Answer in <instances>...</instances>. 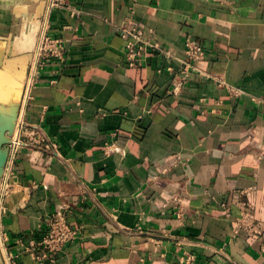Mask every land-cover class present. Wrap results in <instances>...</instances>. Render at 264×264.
<instances>
[{"label":"crops","instance_id":"0c3cea01","mask_svg":"<svg viewBox=\"0 0 264 264\" xmlns=\"http://www.w3.org/2000/svg\"><path fill=\"white\" fill-rule=\"evenodd\" d=\"M0 11V141L40 37L65 50L26 89L0 182V264H264V0H0ZM126 19L173 56L199 41L203 58L178 87L176 58L127 65ZM55 212L75 234L39 261L30 241Z\"/></svg>","mask_w":264,"mask_h":264},{"label":"built area","instance_id":"2783aa9c","mask_svg":"<svg viewBox=\"0 0 264 264\" xmlns=\"http://www.w3.org/2000/svg\"><path fill=\"white\" fill-rule=\"evenodd\" d=\"M65 0H50L53 6L60 5ZM119 36L125 39L123 46V57L127 65H136L141 63L146 54H161L166 59L176 58L178 66L177 79L175 87L180 86L188 76L191 69H196V62L203 58L204 48L199 41L195 39L185 40L182 47V54L180 56H173L168 49L164 48L161 43L153 37L150 28L142 29L138 22H132L129 19L124 20L117 26ZM65 56L64 46L58 38H52L46 34L40 37L39 44L35 53V59L29 71L30 85L38 68L49 57H56L62 60ZM171 69L170 66H166ZM27 136L33 142L42 143L48 146L43 135L37 131L35 127L27 130ZM11 146L18 143L16 138L10 140ZM12 148V147H11ZM75 234L74 228L69 226L63 215L59 212L52 213L45 223V228L42 235L36 240H31V251L33 256L43 262H52L54 254L61 248V246L73 238ZM264 253V246L262 247Z\"/></svg>","mask_w":264,"mask_h":264},{"label":"rangeland","instance_id":"374dc122","mask_svg":"<svg viewBox=\"0 0 264 264\" xmlns=\"http://www.w3.org/2000/svg\"><path fill=\"white\" fill-rule=\"evenodd\" d=\"M1 14V11H0ZM1 36H3L4 34H0ZM14 85L15 84V80H12ZM29 82V70H27V74L25 75L24 81H23V87L22 89L19 86L18 89V95L16 97V99L11 102L10 104H12V106L14 107V112H13V118H12V128H4L2 129V139L0 141V154L3 156L0 160V182H2L4 184V181L8 175V164H9V158H10V153H11V143L10 140L14 137L13 135H15L17 127L20 123L19 121V117H20V111L21 108L23 106L24 100L26 98L27 95V84ZM8 105V103L5 104V106ZM10 106V105H9ZM12 106H10L12 108Z\"/></svg>","mask_w":264,"mask_h":264}]
</instances>
